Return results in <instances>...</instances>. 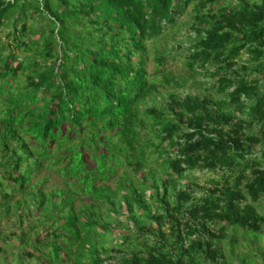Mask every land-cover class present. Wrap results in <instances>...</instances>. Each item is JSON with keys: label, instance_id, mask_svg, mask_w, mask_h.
<instances>
[{"label": "trees", "instance_id": "1", "mask_svg": "<svg viewBox=\"0 0 264 264\" xmlns=\"http://www.w3.org/2000/svg\"><path fill=\"white\" fill-rule=\"evenodd\" d=\"M189 7L177 74L160 43ZM5 28L0 218L21 230L16 264H230L228 230L264 237V0H0ZM44 170L64 187L32 183ZM196 170L222 181L178 188Z\"/></svg>", "mask_w": 264, "mask_h": 264}, {"label": "rangeland", "instance_id": "2", "mask_svg": "<svg viewBox=\"0 0 264 264\" xmlns=\"http://www.w3.org/2000/svg\"><path fill=\"white\" fill-rule=\"evenodd\" d=\"M228 3H236V0H226ZM192 12V7H189L186 11V14L181 16L178 19L177 27L174 29L175 36L170 37L167 41H162L160 47L164 49L168 47L170 51V59L167 62V69L177 73L183 74L185 72V67L183 62L185 61L186 51L190 46L189 35V22ZM10 31L8 29H3L0 31V44L8 45L11 42V39L8 38ZM17 52V50H15ZM151 53H154L153 47L150 50ZM248 60L247 55L242 56V62L245 63ZM154 61L152 57H149V62L147 64V70L150 74L154 71ZM261 78V77H260ZM200 80L206 82L205 87H211V79L200 77ZM260 91L264 92V80L260 84ZM190 90L185 88L184 90H179L178 92L181 95L188 93ZM214 94L213 91L209 92ZM160 98L158 101H161ZM260 146H257L255 152L259 153ZM122 172V169L119 170V174ZM188 177L185 180H182L177 184L178 188L182 186H187L193 184L199 190L197 192V197H201L207 189L211 186L210 182L212 180L222 181L221 172H202V171H193L187 175ZM42 178H46L47 182L43 188V191L48 193L50 190H55L58 188L64 187V180L56 174L49 170H44L38 177L32 180V183L39 182ZM108 185L112 190L115 188V183L110 182ZM174 193L171 192L168 196L169 201L173 200ZM257 211L259 214L264 215V200L257 205ZM124 218L119 220L114 219L115 223H120L118 228L121 229L123 234L128 238H136L140 233L137 231L136 227L128 226L124 222ZM124 222V223H123ZM14 223V218H0V264H16L19 256L23 253L21 244L24 243V240L20 241L14 234H20L21 230L12 226ZM27 223V222H26ZM226 238L222 240V248L226 255L227 260L230 264H264V237L259 239L257 242H253L250 238L236 236L229 230L225 234ZM32 238V235L29 236ZM119 239V238H118ZM116 239L115 241H118ZM131 250V249H130ZM23 258V256L21 257ZM24 260V261H23ZM19 262L22 264H37L35 260H25L21 259Z\"/></svg>", "mask_w": 264, "mask_h": 264}]
</instances>
